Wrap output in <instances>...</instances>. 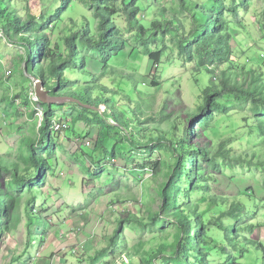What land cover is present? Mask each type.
<instances>
[{"label":"trees","instance_id":"16d2710c","mask_svg":"<svg viewBox=\"0 0 264 264\" xmlns=\"http://www.w3.org/2000/svg\"><path fill=\"white\" fill-rule=\"evenodd\" d=\"M72 1L59 0L53 11L38 14L25 5L27 11L23 15L16 0H0V31L4 37L15 39L23 47L22 71L42 82L49 95L79 100V103L75 101L72 104L80 105L79 109L83 113H92L101 122L102 128L95 147L105 145L107 138L114 132L119 137L117 143L128 141L133 146H146L145 150L149 154L154 148L165 149L170 156L164 161L145 163L151 165V176L158 183V210L148 219L130 210L119 212L117 224L107 244L88 256V264H99L109 254H115L120 245L125 248L124 259L114 264H213V254H225L228 264H236L233 251L241 250L244 253L239 247L241 238L248 246H255L262 251L264 257V243L242 233L246 229L253 233L255 230L253 223L246 222L247 206L237 197L229 202V197L213 191V185L226 178L224 166H248L264 170V151L238 152L228 144V138L219 134L216 125L221 115L248 109L245 121H252L248 125H254L264 138V70L261 65L247 68L234 63L232 40L235 37V24L225 14L236 16L239 9L248 5L250 0H208L211 1L210 5L204 0H169L168 4L162 0H82L93 10L96 18L95 34L87 20L78 27L76 21L69 18L70 24L66 26L64 34L53 38L54 29L64 22L62 15ZM147 8L152 11H147ZM149 14L152 17L147 19ZM257 24L264 32V3L257 14ZM127 33L140 46H132L128 56H146L147 67L149 71L151 69L150 86L160 84L158 67L165 52L163 40L166 36L173 40L184 63H192L193 71L209 75L208 83L201 90L199 103L194 109L186 110L184 117L174 115L173 111L168 113L166 103H162L158 110L159 117L150 114L141 117V102L131 97L133 91L140 93L141 90L136 88L131 75H127L125 81L130 92L122 95V99L128 101L125 109L130 111L131 107L133 117H128L124 110L116 111L114 99L104 96L106 86L99 82V76L86 69V55L88 51H94L96 54L92 53V58L98 59L105 70L112 57L124 53L129 43L125 37ZM78 42L87 52L80 50ZM76 66L91 78L85 80L83 86L65 74L66 70L74 73L76 68L72 67ZM148 75L144 76L145 81ZM95 90L99 93L93 96ZM65 91L71 94L66 95ZM27 102L37 104L43 113L37 126V138L28 137L26 141L32 163L21 167L19 162L12 161L4 165V169L11 172L12 184L16 187L36 189L34 184H37V189L42 190L51 167L46 155L51 156L54 148V104L30 98ZM101 105L104 108L100 111ZM35 113L31 109L30 115L34 116ZM110 118L112 121L108 120ZM162 124L167 126L162 128ZM133 130H137L143 140H136ZM210 133L220 137L217 148ZM115 140L107 155L112 159L116 157L117 151L120 152L121 148L123 151L126 147L122 143L114 147L117 144ZM102 162L99 161L101 165L89 166L88 172L93 179L101 176L104 170ZM160 175H164V179L158 182ZM195 193L200 194L201 198L193 199ZM239 193L249 196L250 188H243ZM8 201L9 195L3 188L0 170V243L4 229L2 213L8 212ZM32 201H36L34 196L28 198L27 204ZM201 202H205L207 207L201 208ZM30 211L28 214H33ZM166 224L176 230V240L170 249L168 245L162 244L152 258H144L126 247L125 229L133 225L154 228ZM27 225L31 228L30 219ZM30 232L29 229L28 237ZM27 243L29 246V240Z\"/></svg>","mask_w":264,"mask_h":264},{"label":"rangeland","instance_id":"374dc122","mask_svg":"<svg viewBox=\"0 0 264 264\" xmlns=\"http://www.w3.org/2000/svg\"><path fill=\"white\" fill-rule=\"evenodd\" d=\"M16 1L24 15L27 11L25 5H29L35 14L48 13L54 10L59 0ZM162 1L168 4L171 0ZM204 1L208 5L211 3L208 0ZM263 3V0H250L248 5L239 9L236 16L225 13L235 24V37L232 40L235 51L233 59L239 66L257 68L261 65L264 70V57H260L264 54V32L257 24V14L261 11ZM147 11L152 10L147 8ZM152 14L146 18L150 19ZM69 18L76 21L78 27L87 20L92 33L95 34L96 18L93 10L84 1L73 0L62 15L64 22L54 29L53 38L64 34L66 26L70 24ZM125 37L129 43L124 53L112 57L105 70L98 59L92 58L91 54L94 51H88L85 58L86 69L99 76V82L106 86L104 96L114 99V109L118 112L124 110L128 117L134 115L131 107L130 111H126L128 101L122 99L124 98L122 95L130 92L125 85L127 75L133 76L136 88L141 90L140 93L133 91L131 94L133 100L141 102L143 113L140 114L141 117L147 114L159 117L158 110L162 103L167 104L168 113L173 111L174 115L181 117H184L186 110L194 109L200 101L202 88L209 81V75L193 71L192 63H184L177 53L173 40L166 36L163 40L165 52L158 67L160 84L150 86L148 82L151 78V69L149 71V66L147 67L146 56L143 54L137 57L128 56L132 46L138 48L140 46L130 34H125ZM59 42L61 44V41ZM78 45L83 53L87 52L81 42H78ZM21 56H24L21 44L15 39L4 37L0 31V170L3 188L9 195L8 212L2 213L4 228L1 237V243L4 241L2 250L7 249L6 251L16 253L24 249L26 253L21 262H25L30 257H36L40 251V236L48 233L50 236L65 237L70 234L79 240V244L74 245L78 255L80 253L82 257L93 255L107 244L108 237L117 224L119 212L130 210L148 219L158 210L160 206L158 183L151 176V165L145 163L152 160L164 161L170 156L165 149L154 148L149 154L145 150L146 146H133L128 141L117 143L119 137L114 132L107 138L105 145L99 144L95 147L99 130L102 128L101 122H98L92 113H83L79 109L80 105L74 106L72 104L74 100L67 99L54 104L53 107L55 111L53 122L62 120L67 124V128L52 131L54 148L51 156L46 155L51 167L47 171L42 190L37 189V184H34L36 189L18 188L13 185L11 172L6 171L4 165L12 161L19 162L21 167L32 163L28 157L26 141L28 137L37 138V126L43 114L37 104L27 102L29 98L33 101L34 97L37 98L35 82L38 80L31 79L22 71ZM72 68H76L74 73L66 70L65 74L77 84H81L80 86L84 85L85 80L91 79L81 71V68L77 66ZM145 75H148L147 81L144 80ZM94 92L93 96L99 93L97 90ZM64 94L71 93L65 91ZM103 108L104 105L99 106L100 111ZM31 109L36 111L34 116L30 115ZM248 113L246 109L231 111L230 115H221L216 124L219 134L228 138V144L238 152L259 149L263 153L264 138L259 135L254 125H248L252 121H245L244 117ZM108 120L112 121L111 118ZM160 126L165 128L167 125ZM133 132L136 140L139 138L143 140L137 134V130ZM210 136L217 148L220 137L211 133ZM113 137L117 143L114 147L121 143L126 146L123 151L121 148L120 152H116L114 159L107 156L114 143ZM101 160L104 170L99 178L93 179L88 172L89 166L98 164ZM166 171L165 169L164 172ZM223 171L226 178L215 183L213 191L229 197V202L237 197L247 206L246 222L253 223L255 230L253 233L246 229L242 233L264 243V170L248 166H224ZM230 177L234 179L230 180ZM163 179L164 175H160L158 182ZM243 188H250L249 196L240 195L239 191ZM32 196L36 201L27 204L28 198ZM200 198V194L193 195L195 200ZM206 207L207 204L201 202V208ZM30 210L33 214L29 215ZM29 219L32 222L31 228L27 225ZM66 220L69 224L65 223ZM29 229L31 232L28 237ZM175 231V227L170 224L156 225L154 228L133 225L124 231L125 244L136 254L152 258L160 245L166 244L170 249V245L176 240ZM27 240L30 242L29 246ZM239 247L244 253L241 250L233 251L236 264H264L263 253L258 248L248 246L243 238ZM124 251L125 248L120 245L115 254H109L99 264H114L117 260L124 259ZM211 260L213 264H228L225 254H213ZM155 261L156 259L153 262Z\"/></svg>","mask_w":264,"mask_h":264},{"label":"crops","instance_id":"0c3cea01","mask_svg":"<svg viewBox=\"0 0 264 264\" xmlns=\"http://www.w3.org/2000/svg\"><path fill=\"white\" fill-rule=\"evenodd\" d=\"M66 222L69 224L68 220H66L65 223ZM47 234L40 236V251L37 253L36 257H30L29 260L25 262H21L26 253L24 249L16 253L6 251L7 249L2 250L4 245L3 241L0 244V264L6 262V264H88L89 255H83L82 257V253L78 255V253L75 254L72 252L74 245L79 244V240L74 236L70 234L65 237L61 235L50 236Z\"/></svg>","mask_w":264,"mask_h":264},{"label":"water","instance_id":"95a60500","mask_svg":"<svg viewBox=\"0 0 264 264\" xmlns=\"http://www.w3.org/2000/svg\"><path fill=\"white\" fill-rule=\"evenodd\" d=\"M35 79L34 77H31ZM35 95L37 96V99L41 102L47 103V104H56L59 102L66 101L67 99H72L74 102H78L79 100L68 97V96H51L49 95L48 91L44 88V85L42 82L38 80V82H35Z\"/></svg>","mask_w":264,"mask_h":264},{"label":"built area","instance_id":"2783aa9c","mask_svg":"<svg viewBox=\"0 0 264 264\" xmlns=\"http://www.w3.org/2000/svg\"><path fill=\"white\" fill-rule=\"evenodd\" d=\"M34 99H35L34 101H38L37 98L34 97ZM53 123H54V125L52 126V129L53 130H59V129L62 130L63 128H67V124L65 122H63L62 120H60V121H54ZM76 251L77 250L73 249L72 252L75 253V254H77Z\"/></svg>","mask_w":264,"mask_h":264},{"label":"clouds","instance_id":"9594fccd","mask_svg":"<svg viewBox=\"0 0 264 264\" xmlns=\"http://www.w3.org/2000/svg\"><path fill=\"white\" fill-rule=\"evenodd\" d=\"M264 55V54H263Z\"/></svg>","mask_w":264,"mask_h":264}]
</instances>
